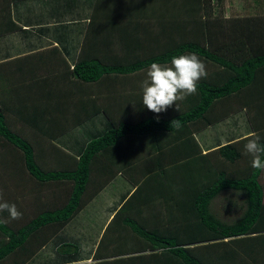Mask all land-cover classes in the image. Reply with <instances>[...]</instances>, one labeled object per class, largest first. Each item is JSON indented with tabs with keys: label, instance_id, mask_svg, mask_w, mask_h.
<instances>
[{
	"label": "crops",
	"instance_id": "0c3cea01",
	"mask_svg": "<svg viewBox=\"0 0 264 264\" xmlns=\"http://www.w3.org/2000/svg\"><path fill=\"white\" fill-rule=\"evenodd\" d=\"M77 1L59 0L56 5H53L55 2L51 0L19 2L10 7L9 12L16 27L13 28L9 23V27H0L1 31L3 30L0 35L1 117L9 130L31 143L36 149L37 162L49 170L67 168V164L72 163V157L78 159L84 144L104 130L107 119L116 122H137L150 116L168 118L179 113L184 107L182 102L185 97L177 101V105L174 103L160 113H153L141 104V84L146 79L148 68L134 74L104 75L92 83H85L68 75L78 56L82 59L93 57L104 62L111 60L115 54H123L116 47V42L121 44V35L124 34L120 30L123 27L118 26H121V23L124 26L126 21V0H103L99 6L100 10L92 14L94 22L90 27H87L90 2L80 0L81 4L78 5ZM1 3L4 6L2 0ZM197 5L189 11L187 7H183L184 17L187 18L186 14L189 13L191 18L196 16L207 20L208 17L218 15L221 25L215 26L216 22L212 20L207 22V26L213 25L212 27H200V31L203 29L206 36L214 40L216 48L221 49L230 42L244 39L247 47H252L253 51H264V37L257 43L250 38L251 32L257 31V20L264 19V0H233L232 5L223 0L220 7H205L202 1ZM231 8L234 11L233 16H230ZM165 9L166 7L161 5L156 8V15L149 12L147 16L150 22L153 17L157 20L147 25V33L150 42L153 41L159 49L170 45L171 38L176 40L178 33L177 15H166L165 18ZM78 17H81V20H76ZM104 18L112 19L115 24L103 25L100 21ZM140 18L144 19V15L138 17ZM160 19L162 20L158 21ZM235 23L239 26H250L238 28L234 27ZM145 26L146 24L142 27ZM39 27L46 29L39 31ZM195 28L197 27L192 23H186L183 35L193 36ZM260 30L261 33L264 32V29ZM85 32L87 42L82 46ZM151 53L152 50L140 47L136 54L146 56ZM203 63L208 74L213 66L204 61ZM48 64L50 68L47 73L50 71L52 74L47 76L45 66ZM53 64H56L55 68ZM231 106L236 105L234 103ZM217 108V113H223L229 106L226 107L224 102L218 104ZM257 108L260 111L261 106L258 104ZM249 117L255 126L263 122H259L256 111L252 110L248 115L246 110H242L191 135L188 132L180 135L169 131L121 137L114 146L98 152L93 157L81 199V209L65 226L66 233L62 235L61 241L54 245V236L41 250L32 255L30 253L34 249L28 251L26 245L21 252L13 254V258L10 257L0 264H17L14 263L15 258L18 263L27 260L24 264H50L56 260L55 249L63 238L76 247L71 248L70 253L74 254L78 250V257L80 255L79 260L66 264L105 262L124 257L113 256V248L110 254L95 256L97 259H94L93 255L105 234L106 242L110 240L117 243V240L121 239L126 243L125 246L131 244L125 225L127 220L148 219L146 216H150L145 221L146 225H155L154 218L159 211L155 210V207H163L161 210L167 209L164 207H179V203L187 201L188 195L192 196L184 186L188 176L195 177L200 171L207 172L210 163H218L216 166L224 165L223 159L210 155L211 151L245 137L257 136V132L255 134V129L248 122ZM261 126L263 127V123ZM258 136L264 138V134ZM3 141L0 138V160H4V163L12 162L19 153ZM10 169L6 170L14 172ZM23 179L24 177L19 179L21 185ZM24 180V188L31 191L27 187L28 178ZM58 189L60 194L55 192V198L59 199L56 200L57 206L63 203L66 197L64 194L68 191L64 186H58ZM45 190H48L47 193L42 191V195H45V206H49L52 200L49 197L51 192L49 189ZM227 193L232 194L229 191ZM226 204L231 209L241 205L231 201ZM88 207H98L94 210L95 214L90 216L91 223L86 224L88 227L97 228L98 231L93 240L89 237L85 240L83 250L78 232L74 231L78 229L77 225L74 224ZM164 212L168 214L169 211ZM6 221L10 223L11 218L8 217ZM21 224L17 221L15 227ZM68 226L72 228L68 230ZM108 249L110 248L106 249L107 253ZM43 251L45 255L39 258Z\"/></svg>",
	"mask_w": 264,
	"mask_h": 264
},
{
	"label": "trees",
	"instance_id": "16d2710c",
	"mask_svg": "<svg viewBox=\"0 0 264 264\" xmlns=\"http://www.w3.org/2000/svg\"><path fill=\"white\" fill-rule=\"evenodd\" d=\"M22 1L25 0H2L4 6L0 4V27L6 28L7 23L13 28L16 27L10 19V7ZM51 1L55 2L53 5L59 2ZM88 1L90 14L87 27H90L94 22L92 14L100 10L99 6L103 0H85V3ZM201 1L205 7H220L223 4V0H126V21L124 26L122 23L118 26L123 27L120 30L124 34L121 35V44L116 42V47L123 54H115L111 60L104 62L93 57L82 59L78 56L67 73L85 83H92L104 75L134 74L148 68L153 62L166 64L174 55L195 53L199 59L213 66L212 72L200 79L196 93L186 96L183 102L181 101L183 109L172 117L150 116L137 122H116L107 119L104 130L84 144L78 159L72 157V163L67 164V168L49 170L37 162L36 149L31 143L8 129L0 113V138L19 153L15 156L16 161L13 159L9 164L0 160V167L11 165L9 168L12 167L19 178H28V188L46 193L48 190L45 189H49V197L52 199L48 206L46 198L47 206H41L45 207V210L33 215L28 222L17 228L16 224L6 221L8 212L0 211V263L13 258V254L30 245L31 236L43 227L47 229L45 239L36 251L30 253L31 255L41 250L54 236V245L61 241L62 235L66 233L65 226L81 209V199L93 157L98 152L114 146L121 137L169 131L180 135L188 132L191 135L242 110H246L248 115L250 111H256L259 122L263 121V127L262 123L255 126L250 117L248 122L255 129V134L257 132V136L264 134V51H253L252 47H247L244 39L230 42L221 49L216 48L214 40H210L203 29L212 27L213 25L207 26V22L212 20L216 22L215 26L221 25L218 15H211L213 18L208 17L207 20L196 16L191 18L189 13L186 14L187 18L184 17L183 7H187L189 11ZM77 3L80 5L81 1L78 0ZM161 5L166 7L163 15L165 18L166 15H177L178 33L176 40L171 38L169 47L166 45L159 49L153 41L150 42L147 33V25L152 24L156 18L153 17L150 22L147 16L149 12L156 15V8ZM143 15L144 19H138ZM76 20H81V17ZM100 22L105 26L115 24L112 19L105 18ZM188 22L197 27L193 36L183 35ZM144 24L146 26L142 27ZM249 26L234 24V27L238 28ZM200 27H203L201 31ZM255 28L256 35L251 32L250 38L257 43L264 37V32L261 33L260 30L264 29V19L259 18ZM42 29L46 28H38L39 31ZM2 31L0 28V35ZM86 39L85 32L82 46L86 44ZM140 47L150 49L152 53L139 56L140 53H136ZM52 66L55 68L56 64ZM49 68L50 64L45 66L47 76L52 74L50 71L47 73ZM224 102L229 109L225 108L223 113H217V105ZM234 103L236 106H231ZM258 104L261 106L260 111ZM254 137H245L211 151L210 155L223 159L224 165L216 166L218 163H210L207 172L200 171L195 177L188 176L184 186L192 196L188 195L187 201L183 200L179 207H164L167 209L162 210L163 207H155V210H159L155 218L152 216L156 219L155 225H146L145 221L150 216H146L148 219L127 220L125 225L131 244L129 242V245L125 246L126 243L121 239H118L117 243L110 240L106 242L105 234L93 255V258L97 259L99 254H110L113 248V256L124 257L88 264H264V170L251 167L252 157L244 149L247 141ZM260 143L264 144V138H260ZM58 186H64L68 191L67 198L57 206L55 192L59 190ZM224 191L240 194L241 205L237 207L239 214L231 222L221 220L211 207L212 201ZM42 198L45 199V195H42ZM167 210L169 212L165 214L164 211ZM73 247L76 248L73 243L63 238L55 249L57 258L50 264H66L79 260L78 250L74 254L70 253ZM107 248H110L108 253ZM16 260L17 258L14 263L17 264L27 261L18 263Z\"/></svg>",
	"mask_w": 264,
	"mask_h": 264
},
{
	"label": "clouds",
	"instance_id": "9594fccd",
	"mask_svg": "<svg viewBox=\"0 0 264 264\" xmlns=\"http://www.w3.org/2000/svg\"><path fill=\"white\" fill-rule=\"evenodd\" d=\"M206 75V66L195 53L174 55L166 64L153 62L141 84V104L153 113L163 112L184 97L195 94L198 82ZM244 149L252 157L251 167L264 170V144L260 143V137L249 139ZM3 210L12 219L21 215L15 204L0 200V211Z\"/></svg>",
	"mask_w": 264,
	"mask_h": 264
},
{
	"label": "rangeland",
	"instance_id": "374dc122",
	"mask_svg": "<svg viewBox=\"0 0 264 264\" xmlns=\"http://www.w3.org/2000/svg\"><path fill=\"white\" fill-rule=\"evenodd\" d=\"M226 3L227 4L231 3L232 5L233 0H226ZM233 14H234V11L231 8L230 16H233ZM9 163L10 162H8V164ZM8 164L2 165L0 167V200L7 201L10 204L16 205V208L21 213V215L15 219L11 218V223H14L17 225V221H18V224L28 222V220H30V218L33 217V215L35 216L38 213L44 211L45 207H41V206H45V199H42V191L36 192L32 188H30L31 191H27L26 190L27 188L26 187L24 188V181H23V185L20 184L21 182H19L20 178L18 177V174L16 172L6 170V169H10L9 167L11 165L9 166ZM262 178H263L262 182H264V174ZM6 186H7V189L5 188ZM57 193L60 194L59 192ZM66 195L67 194H64V197ZM230 201L231 203L232 202L241 203L239 195L235 193H232V194L227 193V192L225 193V191L220 193V196H218L213 202V207H212L213 211L216 212V214L221 218V220L225 222H231L236 217H238V214H239L237 206L233 207L232 209H229V207L227 206L228 204L226 203ZM31 203H33L32 206L30 205ZM97 208L98 207H88L87 210H85V212H83L79 216V218L75 220L74 225H77L76 228L78 229H75L74 231L78 232V238L80 237L79 242L83 250H85L84 249L85 247L83 246V244H86L85 240L88 237L90 240H93L95 238V234L98 231L97 228L86 226V224L88 225L89 223H91L90 216L95 214L94 210H96ZM95 224H97V222ZM71 228H72L71 226L67 227L68 230ZM46 230H45V227H43L36 234H33V236H31L30 245L27 246L28 251L32 249L36 251L37 247H39L40 243L43 242V240L45 239ZM42 253L39 258L45 255V251H43Z\"/></svg>",
	"mask_w": 264,
	"mask_h": 264
}]
</instances>
